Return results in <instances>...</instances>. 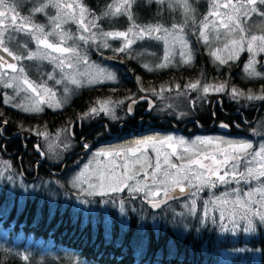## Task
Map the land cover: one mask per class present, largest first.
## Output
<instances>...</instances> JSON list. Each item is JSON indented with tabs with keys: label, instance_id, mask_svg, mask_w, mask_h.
I'll list each match as a JSON object with an SVG mask.
<instances>
[{
	"label": "snow or ice",
	"instance_id": "1",
	"mask_svg": "<svg viewBox=\"0 0 264 264\" xmlns=\"http://www.w3.org/2000/svg\"><path fill=\"white\" fill-rule=\"evenodd\" d=\"M145 2H155L172 11L179 9L182 14L181 22L167 26L159 21L154 24H137L132 12L136 0H109L99 14L84 4L83 0H0V82L3 87L14 90L13 96L3 94L2 102L25 113L40 112L43 110L42 105L52 107L46 97H55L48 80L55 84L65 83V93L70 91L67 87L69 83L76 87L83 86L84 80L79 76L76 66L77 63L87 65L88 62L81 56L77 42L94 41L97 35L102 38L103 48L112 47L110 39L120 41L119 47L112 48L113 52L119 53L130 52L137 40L162 41L167 45L164 54L154 68L144 65L148 71L170 67L174 63L191 65L195 57L189 41L185 38V29L189 24L196 28L193 35L209 48V56L219 64L238 60L241 53L247 52L250 57L244 68L246 75L264 80V73L257 71L255 67L260 64L264 68V58L260 61L256 59L258 54L264 53V0H209V10L198 22L196 9L190 0ZM24 3L31 6L26 14H21L18 8ZM49 9L54 12H49ZM37 15L46 17L47 24L37 23ZM254 16L259 19L253 20ZM115 17L126 18L130 26L125 30L104 31L98 23L102 18ZM67 24H74L77 32L66 28ZM21 36L27 40L19 42ZM29 42L35 45L34 50L29 47ZM177 44L180 48L179 61L171 53V49ZM24 61H47L55 67L53 72L33 80L28 75ZM56 69L61 72L60 79L56 77ZM72 70L77 75H73ZM85 75L89 84L93 81L100 84L105 80H115L112 73L99 66L96 73L89 72ZM101 76L105 79L102 80ZM185 87L204 94L210 90L223 92L228 89L226 83L201 85L199 81ZM179 88L177 85V89ZM164 90L161 88L160 92ZM261 92L264 93V88ZM21 93L25 95L21 97ZM230 94L234 100L244 95L235 87L230 89ZM15 97L31 102V106L26 107L20 101L14 102ZM245 98L264 101V94H249ZM140 99L147 100L148 97L141 96ZM137 102L136 99H131L128 113H133L131 105ZM108 105L109 102L95 104L83 114V118L99 116L101 113L114 116V106ZM56 106L60 108L62 102L57 100ZM2 116L3 113H0V117ZM7 123L6 120L0 121V132ZM221 126L229 127L227 124ZM221 144L227 147L221 148ZM210 145H215L214 151L202 150V146L206 148ZM84 147L89 146L85 144ZM99 157L109 158L108 162L102 166L98 163L94 170L90 165H85L84 170L73 181V187L79 188L87 197H107L110 194L123 193L127 189L131 194H143L151 207L160 208L177 195L196 197L197 193L205 189H216L219 185L239 184L241 181L252 185L256 182V186L248 190L233 188L231 193L225 192L222 196H216L215 201L221 207L228 206V215L225 216V211H221L220 221L227 219L232 227L229 229L222 224V231H235L240 227L241 221L246 223L244 232L256 231L257 221L264 224V144L255 150L254 145L248 141L197 137L189 142L170 135L162 139L149 136L136 140L133 145L122 150L102 149L96 153L94 159L98 160ZM240 161H246L243 169ZM82 202L88 203L87 200ZM196 203V199L191 202L193 212ZM209 203L212 201L205 203V216L209 214ZM23 258L28 259L27 256Z\"/></svg>",
	"mask_w": 264,
	"mask_h": 264
},
{
	"label": "trees",
	"instance_id": "2",
	"mask_svg": "<svg viewBox=\"0 0 264 264\" xmlns=\"http://www.w3.org/2000/svg\"><path fill=\"white\" fill-rule=\"evenodd\" d=\"M108 2L109 0H83L84 4L98 14ZM190 3L196 9L198 22L205 14L206 0H190ZM30 6L24 3L18 10L21 14H26ZM132 12L135 22L140 25L154 24L157 21L166 26L180 23L182 15L179 9L172 11L164 5L147 3L145 0H136ZM35 19L37 23H42L40 21L44 17L37 15ZM98 23L104 31L125 30L130 26V22L124 17L102 18ZM195 31L196 28L191 24L185 29L194 41L197 66L201 71L204 68L209 69L207 75L203 76L204 82L208 83L212 79L217 84L226 83L228 90L235 87L242 92L244 97L240 96L232 103L239 109L262 107L264 101L248 100L245 97L249 94H264L261 92L264 80L239 77L241 59L238 64L224 65L219 75H210L209 72L214 67L209 63L204 45L194 40ZM104 55L112 67H125L132 74L136 59L131 55L111 51ZM180 73L186 78L193 76L192 72L185 73L184 70L166 71L157 75L156 83L158 86L167 85ZM121 88L119 85L94 87L92 92ZM87 91L89 90L78 91L80 99L75 101L79 106V101ZM73 110L70 106L58 113L56 123L53 124L44 123L39 118L32 119L28 123L29 129L45 128L51 133H54L55 127L63 130L67 125L66 121L73 116ZM253 127V138L261 133L263 135L262 127L257 128L256 123ZM29 150L33 153L31 147ZM0 160L6 162L5 166L9 171L17 173L27 185L34 184L37 180L46 182L51 179L56 182L57 178L62 177L39 171L34 178L30 175L34 165L30 158L16 162L4 155L1 147ZM41 160L44 164H52L46 157H41ZM240 167H244L242 162ZM230 185L226 186L230 188ZM5 187L4 185L0 188V264H264L263 225L258 222L256 231L251 232L247 238L240 230L235 236L230 231H222V224L231 229L227 219L222 223L215 221L219 214L213 212L211 203L207 206L209 214L205 216V203L210 200L206 197L202 199L200 192L193 215L189 213L190 204H183L185 200L151 211L143 194H131L127 189L123 193L110 194L107 197L87 198L77 194L80 201L87 200L88 203L84 204L94 209L86 213L80 206L73 210L71 202L63 203L64 192L73 197V190L66 191L59 185L56 189L50 187L46 192L38 191L34 195L27 193L22 201L18 200L17 191L12 197H8ZM204 193L206 192L203 191L202 195ZM25 256L28 257L27 260L23 258Z\"/></svg>",
	"mask_w": 264,
	"mask_h": 264
},
{
	"label": "flooded vegetation",
	"instance_id": "3",
	"mask_svg": "<svg viewBox=\"0 0 264 264\" xmlns=\"http://www.w3.org/2000/svg\"><path fill=\"white\" fill-rule=\"evenodd\" d=\"M107 63L111 65L109 62ZM149 64L145 65L152 67ZM29 65L33 64H25L31 79L37 80L46 76L47 72L41 71L42 68L37 71L33 68L34 66L30 68ZM197 65V60L194 59L193 64L187 65V67L176 65V67L171 66L166 70L148 71L141 60L136 59L133 63L135 68L131 70L132 74L125 67H113V71L117 75L114 85L105 84L83 88L89 91L79 101L80 106L75 101L80 99L77 92L72 97L69 96L68 102L60 108L56 107L52 110L43 105V110L40 112L25 113L9 108L3 104L0 94V113H3L0 121H8L3 125V131L0 132L1 151L16 162L30 158L34 162L30 175L35 178L39 171L48 172L54 176L66 175L68 171L75 170L89 154L95 152L99 147L117 146V144L128 145V143L149 136L175 133L177 136L189 138L191 136L217 135L230 140L245 138L251 142L258 141L262 136L264 139V132L261 137H252L255 131L253 125L259 124L261 118L262 122L264 120V113L262 114L264 105L254 109L245 107L239 109V107L233 106L234 99L230 93L209 91L204 94L202 91H193L185 87L187 84L197 81L201 85L205 84L203 76L207 75L209 69L204 68L201 71ZM182 70L185 73L192 72L193 76L186 78L184 74L180 73L167 85L158 86L156 83L157 75L166 73V71ZM221 72L222 69L216 72V67H214L209 73H211L210 75H219ZM209 82H212V79ZM118 85L122 88L92 92L94 87L104 88ZM177 85L180 86L179 89H177ZM127 86L130 88H125ZM161 88L165 90L160 92ZM141 96H147L148 99L142 100ZM131 99H136L138 102L131 105L134 111L130 114L127 112V108L131 104ZM118 101L122 103H117ZM105 102H109V107L114 106V116L101 113L99 116L83 118V114L90 107ZM70 106L74 109L73 116L71 115L66 121V127L63 130L56 127L54 129V132L66 131L64 142L68 143L67 147L64 149L62 139L55 137L52 144L56 143L63 148L62 158L58 163L44 164L41 160L43 155H41L39 145H41L43 134L53 135V133L48 132L45 128L30 130L28 123L35 118L41 119L44 123H56L57 114ZM222 124H227L229 127L224 128L221 126ZM85 144L89 147H84ZM29 147L32 148L33 153ZM189 198L192 196L186 195L182 199H174L162 207L183 202Z\"/></svg>",
	"mask_w": 264,
	"mask_h": 264
},
{
	"label": "rangeland",
	"instance_id": "4",
	"mask_svg": "<svg viewBox=\"0 0 264 264\" xmlns=\"http://www.w3.org/2000/svg\"><path fill=\"white\" fill-rule=\"evenodd\" d=\"M209 7H210L209 0H206L205 13L209 10ZM49 12H54V10L53 9H49ZM258 19H259L258 17H255V16L253 17V20H258ZM40 22H42V24H47V18L44 17V19L42 21H40ZM249 23H251V21H249ZM65 27L70 29L74 33L77 32L76 26L74 24H67V25H65ZM194 36H195L194 40H198L199 41L198 37L196 35H194ZM185 38L189 41V44H190L191 49H192V52L194 54V50H193V42L194 41L192 40V36H190L187 33ZM25 40H27L26 37H23V36L19 37V42H23ZM69 43L71 44L72 41H69ZM77 43L80 46V54H81V56H83L88 62L87 65H82V64L77 63V66H76L79 69V76L81 78H83V80H84L83 86L76 87V86L71 85L69 83V84H67V87L70 89V91L65 93L63 91L64 87L66 86L65 83L55 84L52 80H48L47 81L48 85L50 87H52L53 91L55 92V97H46V99L48 100V103L52 104V107H50L52 110L57 107L56 106V101L57 100L61 101L62 105H63L64 103L68 102L67 100H69V98H70L69 96L72 97L73 94L77 93L79 90H83V88H90V87L92 88L93 86H97V85H102L103 86L105 84L114 85L116 83V81H117L116 72L113 71V67L107 63V61H106V59L104 57L105 56L104 53L107 52V51L108 52H110V51L113 52L112 48L119 47L120 46V41L111 40L110 39L109 43L111 44L112 47L111 48H103L102 47V38L99 35H97L96 40H94V41H89L88 43H84V42L78 41ZM29 47L34 50L35 45L33 43L29 42ZM166 47H167V45L164 44L162 41L137 40L136 43L133 44L130 52L124 53V54L131 55L135 59H140L142 64H144V65L146 63H148V64L151 63L149 65H151L152 67H155V65L158 62H160V58L163 56L164 50H165ZM204 48H205L206 54L209 57V60H210L209 63H211L214 67H216V72L218 70L222 69L224 65H226V64H219L217 61H215L213 58H211L209 56V48L206 45H204ZM179 51H180V48H179L178 44L174 48L171 49V53H172V55L175 56V59L177 61L180 60V57H179V54H178ZM121 54H123V53H121ZM194 57H195V55H194ZM249 57H250L249 53H247V52L241 53L238 60L229 61L227 63V65H229V64H238L239 60L241 59L240 65H239V69H238V76L241 77V78L248 79V80H250V79L261 80L260 78H249L246 75V73L244 71V68H245V65L247 64V61H248ZM262 58H264V53H260L256 57V59L258 61L262 60ZM26 63L33 64L31 66L29 65V67L31 68V67L34 66L33 68L36 69L37 71H39V69L42 68L41 71H46L47 74L50 73V72H53V69L55 67L53 64H50L47 61H43V62L24 61L23 62L24 65ZM176 65H184L185 67H187L186 64H179V63H174L172 66L176 67ZM97 66H99L100 68L106 69L108 72L112 73L115 76V80L114 81L105 80V82L100 83V84H97V83H95V81H93L91 84H89L88 83V77L85 74L89 73V72L96 73L97 72ZM255 67H256L257 71L264 73V68H262L260 66V64L255 65ZM26 68H27V66H26ZM166 68H168V67H165L163 69L166 70ZM158 70H160V69H158ZM55 72H56L57 79H60V77H61L60 70L56 69ZM72 74L73 75H77V72L75 70H72ZM100 78L102 80L105 79L104 76H101ZM205 84L217 85V83H215V82H209V83H205ZM230 89L229 90L227 89V90H225L223 92L230 93ZM5 93H7L9 96H13L14 90L11 89V88L3 87V83L0 82L1 100H3V94H5ZM217 93H220V92H217ZM24 95H25L24 93H21V97H23ZM21 97H15L14 98V102H18V101L24 102V101H21ZM24 103H25L26 107L31 106V102H24ZM5 105H7L9 108H13V107H11L8 104H5ZM45 105L47 106V104H45ZM14 109H17V110H19V112H21V110L19 108H14ZM29 113H32V112L30 111ZM260 122H259V124L256 125V127L257 128H261L262 127L264 129V120L262 122V118H261ZM65 134H66V131H64V132L57 131V132H54L53 135L50 134V133H47L46 135L43 134V137H42L41 143H40L41 145H39V148L41 150L40 151L41 155H43V157H46L48 159L49 163H53V164L58 163L60 161V159L62 158V154L61 153L63 152V148L65 149L66 148L65 145L68 144V143L64 142L65 137H66ZM169 135L173 136V137H176V138H184L186 141H189V142H191V141L195 140L197 137H199V136H191L189 138V137H184V136H181V135L177 136V134H175V133L162 134V135H159V136L155 135V137L157 139H162V138H164L166 136H169ZM261 136H262V133L259 134L257 137H261ZM55 137H59V138L62 139V143H63V146H64L63 148L60 145L56 144V143L52 144V141L54 140ZM206 137L216 138L218 140L248 141V142H251L249 139H245V138H243V139H241V138H236V139L232 138V140H230L228 138L220 137V136H217V135H211V136H209V135H201L200 136V138H206ZM262 138H263V136H262ZM262 138H260L258 141L251 142L254 145V149L255 150H258L259 146L261 144H264V139H262ZM134 142L135 141H133L131 143H128V145L117 144V146L112 145V146H107V147H103V146L99 147L95 152H92L91 154H89L86 157V160L85 161L83 160V162L78 167H76L75 170L73 169V170L68 171L66 173V175L63 174V176L61 178H57L58 181H56V182H54V180H51V179L46 180V182H42L40 180H37V182H35L34 184L33 183H29V185H27L19 177V175L17 173H15V172L13 173L12 171H9L8 167L5 166L6 162H2L0 160V188H3L4 185L6 186L5 187L6 191L9 194V195L7 194L8 197L9 196L12 197V194L15 191H17V193H18V197L17 198H18L19 201H22V199L25 198L27 193H32L34 195L38 191H44V192L49 191L48 189L50 187L56 189V188H58L57 186L59 185V186L64 187L66 191H68V190L72 191L73 190L72 191L73 192V197L71 195H69V193L66 194L64 192V196H63V199H62L63 203L68 204V202H71V204H72L71 206H73V210L74 209L77 210L79 208V206H80L81 207L80 209L83 212L88 213V211H94V209L90 205L87 206L86 204L81 202L82 200L80 201V198L77 197L78 196L77 194H82V193H81L79 188L73 187V181L76 179V177L79 175V173L84 170L85 165H90L91 169L94 170L97 167L98 163L100 164V166H102L103 164L108 162L109 158H107V157H99L98 160L94 159V157H96V153L97 152L101 151L102 149L122 150V149H125V148L133 145ZM220 147L224 148V147H227V145L221 144ZM202 150H207L209 152H212V151L215 150V145H210V146H207L206 148H204L202 146ZM249 151H252V150L250 149ZM241 162L245 166L246 161H240V166H241ZM250 166L255 167L256 165H250ZM55 183L58 184V185H56ZM255 186H256V182H253L252 185H249V184L244 183V182H242L240 184L231 183L230 188L227 187L226 185H219L216 189H213V190L205 189L204 191L206 193L203 194L204 196L202 195L203 191L200 192L201 193L200 196H202V199H204L206 197L208 200L212 201L211 207L214 210L213 212L214 213L217 212V215L219 214L218 215L219 218L215 217V221H220V212L221 211H225V216H227L228 215V210H227L228 206L221 207L219 202L215 201V197L216 196H222V194L225 193V192L231 193L233 188H240L242 190H248L249 188L255 187ZM74 193L76 195H74ZM200 196H198V193H197L196 197H192V198H189V199L185 200L183 202V204H185V203L190 204V208L192 209V204H191L192 200L196 199V202H198L199 199H200ZM97 197H99V196H97ZM230 198H232V197H230ZM79 202H81V204L78 205ZM196 207H197V204H196ZM196 207H195V209H196ZM191 209H190L189 213L193 215L195 211L192 212ZM257 223H258V221H257ZM228 225H230V228L232 227L231 224L228 223ZM262 225L264 227V224H262ZM244 227H246V223L244 221H241L240 222V227L238 229H236L235 231H230L232 233L231 235L235 236L237 234V232L240 230L243 233V236L245 238H247L248 235H250L251 232H244V230H243Z\"/></svg>",
	"mask_w": 264,
	"mask_h": 264
},
{
	"label": "water",
	"instance_id": "5",
	"mask_svg": "<svg viewBox=\"0 0 264 264\" xmlns=\"http://www.w3.org/2000/svg\"><path fill=\"white\" fill-rule=\"evenodd\" d=\"M53 173V172H52ZM184 196H186V195H184V194H181V195H177V196H175L174 198H172V199H170V200H168V202L167 203H169L170 201L172 202V200H174V199H178V198H180V199H182ZM166 203V204H167ZM163 205H165V204H163ZM162 205V206H163ZM148 206H149V209L151 210V211H156V210H158L159 208H153V207H151V205L148 203ZM161 206V207H162ZM160 207V208H161Z\"/></svg>",
	"mask_w": 264,
	"mask_h": 264
}]
</instances>
